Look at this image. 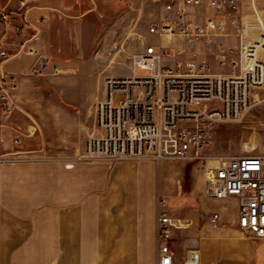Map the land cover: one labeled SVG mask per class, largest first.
Here are the masks:
<instances>
[{"label":"crops","instance_id":"obj_1","mask_svg":"<svg viewBox=\"0 0 264 264\" xmlns=\"http://www.w3.org/2000/svg\"><path fill=\"white\" fill-rule=\"evenodd\" d=\"M19 1L0 0V39L9 49H21L0 65V76L14 75L18 85L15 109L0 118V155L7 159L0 165V264H157L155 195L161 183L153 161L77 160L80 146L71 152L41 146V76L48 67L59 68L55 60L76 55L78 29L90 27L86 19L91 15L154 19L162 13L160 5L150 0H34L21 7ZM237 2L241 19L264 21V0ZM197 12L202 18L203 9ZM235 31L227 26L228 34L215 41L234 47ZM28 47L35 54H28ZM196 52L216 64L214 47L198 44ZM178 59L183 57L167 63ZM216 67L212 74L227 72ZM203 198L210 214L196 225L186 218L190 226L173 232L172 264H188L192 252L196 264H264V238L243 235L237 227L238 201ZM215 213L219 220L212 224Z\"/></svg>","mask_w":264,"mask_h":264},{"label":"built area","instance_id":"obj_2","mask_svg":"<svg viewBox=\"0 0 264 264\" xmlns=\"http://www.w3.org/2000/svg\"><path fill=\"white\" fill-rule=\"evenodd\" d=\"M32 1L20 0L19 5ZM150 1L162 10L147 29L158 42L141 41L140 49L129 57L128 74L104 79V98L95 107L96 133L87 135L83 155H77V160L197 162L202 169L204 196L217 201L236 199L240 233L264 238V151L238 156L206 152L213 129L240 122L255 103L254 94L264 87L263 18L241 19L237 0ZM199 9H203L202 18ZM227 26L236 30L234 47L215 41L228 34ZM198 44L217 49L216 64L227 72L212 74L205 59L195 61ZM20 50L7 48L0 39V65L17 57ZM26 52L35 54L30 47ZM175 56L188 57L168 64ZM136 69L144 74L137 75ZM58 72L52 67L53 74ZM17 88V78L2 73L0 118L15 109ZM114 92L124 94L117 104ZM6 161L0 155V165ZM218 220L216 213L210 218L212 224ZM189 226V219L170 216L165 202L158 201L157 264H172V234Z\"/></svg>","mask_w":264,"mask_h":264},{"label":"rangeland","instance_id":"obj_3","mask_svg":"<svg viewBox=\"0 0 264 264\" xmlns=\"http://www.w3.org/2000/svg\"><path fill=\"white\" fill-rule=\"evenodd\" d=\"M103 16L88 17L86 22L90 27L78 29L76 55L71 50L70 55L55 60L59 64L58 73L53 74L48 67L41 76V117L44 119L41 146L46 149L71 152L80 146L75 157L82 156L87 135L96 130L95 107L104 98V79L128 74L129 57L139 50L137 45L141 40L158 41L147 32L156 18L128 13L111 15L109 20ZM202 58L197 54L194 60ZM210 66V73L218 70L216 64ZM135 73L144 74L138 69ZM254 95L257 96L255 103L240 122L213 129L206 152L238 156L264 151V87ZM123 98V93H113L114 104ZM153 164L161 183V190L155 195V208L161 200L170 216L192 218L194 225L206 220L211 206L203 198L201 165L181 160L153 161Z\"/></svg>","mask_w":264,"mask_h":264},{"label":"bare ground","instance_id":"obj_4","mask_svg":"<svg viewBox=\"0 0 264 264\" xmlns=\"http://www.w3.org/2000/svg\"><path fill=\"white\" fill-rule=\"evenodd\" d=\"M254 98H257V96L254 95ZM196 260H197L196 255L195 254H192V256H191L188 264H196Z\"/></svg>","mask_w":264,"mask_h":264}]
</instances>
